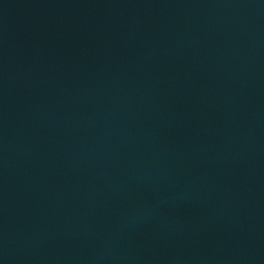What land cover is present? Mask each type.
Masks as SVG:
<instances>
[{"label":"water","instance_id":"1","mask_svg":"<svg viewBox=\"0 0 264 264\" xmlns=\"http://www.w3.org/2000/svg\"><path fill=\"white\" fill-rule=\"evenodd\" d=\"M0 264H264V0H0Z\"/></svg>","mask_w":264,"mask_h":264}]
</instances>
